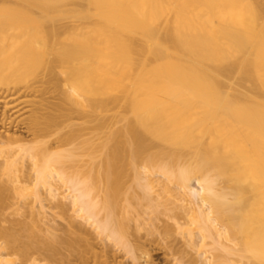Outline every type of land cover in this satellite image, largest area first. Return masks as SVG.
<instances>
[{
    "label": "bare ground",
    "instance_id": "bare-ground-1",
    "mask_svg": "<svg viewBox=\"0 0 264 264\" xmlns=\"http://www.w3.org/2000/svg\"><path fill=\"white\" fill-rule=\"evenodd\" d=\"M38 62L59 102L21 123L30 140L0 113V203L72 214L49 244L0 228V264L54 243L67 264H150L146 235L173 264H264V0H0V91Z\"/></svg>",
    "mask_w": 264,
    "mask_h": 264
},
{
    "label": "rangeland",
    "instance_id": "rangeland-1",
    "mask_svg": "<svg viewBox=\"0 0 264 264\" xmlns=\"http://www.w3.org/2000/svg\"><path fill=\"white\" fill-rule=\"evenodd\" d=\"M33 71H35V74L32 75L26 82L19 85V87L21 88L19 93L15 94L14 91H12L11 93H8V92L3 93L2 91H0V99H4L3 102H0V113H2V111L5 108H7V109L11 108L13 110H11V112H9L10 116L12 115L11 117H13L14 119L17 120V121L15 120L16 123H18V122L20 123V125L18 124V126H17V124H15V126L10 127L11 133H13L14 130H16V133H18V136H24V137L29 136L28 140H30L31 137H30L29 133L26 131L27 129L21 123H23V121L27 120L28 118H30L32 116V113L38 107V104L58 103L59 102L58 98L60 96V93L54 88L53 85L46 83L48 77H46V75H45L46 73L42 71V68H40L39 62L35 65V67L33 68ZM29 87H30V89H28ZM33 88H35L36 90H32ZM1 95H2V97H5V98H1ZM86 121H87L86 119H79V118L74 117L72 123L77 124V125H83L86 128L88 126L86 124ZM0 129H1V127H0ZM1 131H2V129H1ZM91 132L86 131V130L84 131L85 134L91 133ZM96 133H98V132H94V134H96ZM50 140H52V139H50ZM76 155L77 156L75 158L76 159L75 162L67 164V167H75L76 165L78 167L81 165L84 166L85 163L87 161L89 162V160H90L82 152H76ZM21 201H20V199L14 198L13 195H11L8 198H6L2 203H0V228L8 229L11 232H13L14 234H16L17 236H19L20 241L23 244L30 243V242H33V243H35V242L41 243L42 242V243H47V244L52 243L53 242L52 237H50L45 232L48 228L53 229L52 232H54L58 236H65L66 235L69 217L72 214L71 211L67 212L66 216H62L60 214L59 210H57L55 208L53 209L52 206H54L53 205L54 203H50V202L46 201L45 202L46 206L44 208L45 210L41 211L42 213L45 212L46 214L44 213V219H43V222L41 223L40 220L38 221V216H36L35 213H34L35 216L32 215L30 213L31 211L28 210L29 209L28 206L24 205L23 202H22V204H23L24 209H22V211L18 214L15 213V209H17L19 204L21 205ZM26 204H27V202H26ZM39 206H37V204H36L35 207H39ZM19 208H20V206H19ZM21 208H22V205H21ZM142 209H144V208H142ZM142 209L139 208V210L142 212L146 211V207H145L144 211ZM39 210H40V208L35 210V212L37 213V211H39ZM159 210H161L162 212L164 211V209L162 210L161 208ZM161 211H158V215L156 214L158 217L156 215L154 218H153L154 215H152V217L151 216L150 217L152 220H154L155 218H158V220L161 219V222L164 221V223H166L165 221H169V220H167V218L165 219V217L163 219L162 215L160 214ZM159 214L161 217L159 216ZM58 215H61L62 217L58 216ZM144 216L146 217L148 215H144ZM144 216H143V219H145L146 223H147V220H149L150 217H149V219L146 217L147 218L146 219ZM151 219H150V221H148V223L149 222L151 223V221H152ZM153 222L157 226H158V224H160V221L158 222V221L154 220ZM164 223H161L159 226H162V224L164 225ZM170 223L173 224L172 222H170ZM148 227H147V230H150V231H155L153 229H156V228L152 227V230H151L150 228L148 229ZM143 232H141V233H143ZM141 235H143V234H141ZM145 235H143V237ZM146 236L144 238L145 240L142 239L143 241L142 240L141 241H142V244H144V246H145V244H147V246H145V249H147L148 251L150 250L149 253H150L151 257H150V260H148L150 262V264L151 263L152 264H173L171 262V259H173V258L169 255L166 256L167 251L164 253L163 250H165V249H163L162 246H158V243H159L158 240H156L158 242V243H156L155 239H154V242H155L154 243L152 236L147 237L148 239H146ZM72 237H74V236H72ZM148 240L150 242H148ZM151 240H152V242H151ZM144 241H147V243L146 242L143 243ZM180 241H181V238H180ZM181 243H183V241ZM54 244L57 248L56 255L54 257V260H48L47 264H67L68 258L73 260V257H69L70 253L68 251H66L65 245H60L58 243H54ZM95 244H96V247L98 246V248H96V250L100 251L101 249H99V247L102 248V246L105 245V242H101L100 239H96ZM175 244L179 245L180 242H179V244L178 243H175ZM179 247L181 248L180 245H179ZM190 252H191V255L194 254L195 255L194 257L197 258L196 254L193 253L194 251H190ZM41 253L43 255L49 254L48 252H44V250H42ZM116 253L114 254V256H116V257L113 256V258L116 259V260H114L116 262H113L114 264L115 263L119 264L118 262H121V264L122 263L123 264L133 263V262H131V260H129L128 256L127 257L122 256V254L124 255V253L121 252V254H120L118 251H116ZM216 253H218V252H216ZM170 257H171V259L169 260ZM71 264H78V263L76 261H72Z\"/></svg>",
    "mask_w": 264,
    "mask_h": 264
}]
</instances>
